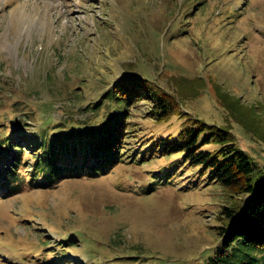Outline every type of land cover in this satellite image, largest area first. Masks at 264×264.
Listing matches in <instances>:
<instances>
[{
  "label": "rangeland",
  "instance_id": "1",
  "mask_svg": "<svg viewBox=\"0 0 264 264\" xmlns=\"http://www.w3.org/2000/svg\"><path fill=\"white\" fill-rule=\"evenodd\" d=\"M122 78L172 111L156 119L147 96L131 104L124 152L98 174L70 155L72 168L35 178L30 147L6 186L0 144V264H264V246L218 252L220 209L246 195L156 142L207 123L264 175V0H0V136L24 145L41 122L86 133Z\"/></svg>",
  "mask_w": 264,
  "mask_h": 264
},
{
  "label": "trees",
  "instance_id": "2",
  "mask_svg": "<svg viewBox=\"0 0 264 264\" xmlns=\"http://www.w3.org/2000/svg\"><path fill=\"white\" fill-rule=\"evenodd\" d=\"M110 86L112 87L109 90L100 95L101 101L96 100L95 102L96 106L100 107L108 100L110 104L108 112L105 116L96 118L97 121L90 124L92 127L86 133H82L83 129L80 126L76 127L75 133L72 131L51 133L47 129L60 126V124L48 125L41 122L37 127L39 136L36 133L30 135L26 138L27 143L24 145L14 143L8 133H3L0 136L1 151L8 152L11 157L10 164L4 167V178H2L4 184L7 186L9 179H18L20 176L17 173L20 169L18 164L22 163L21 154L30 147L34 157L26 161V164L32 163V176L35 178L36 174H41L42 177L48 179L56 178L62 172L61 167L69 162L71 163L69 168H72L74 162L69 160L70 155L80 159L78 170L85 169L91 162L93 166L84 173L98 174L94 170L96 166L103 169L104 165H101L103 161L108 158L114 162L119 161L120 154L124 152V137L128 136L125 129L130 124L127 121V115L131 104L147 96L153 108L152 116H149L156 119L166 118L172 111L169 99L160 96L154 88H149L146 82L140 79L124 80L122 78V80H115ZM193 124H185L181 129L179 128L178 134L172 139H157L156 142L166 141L159 152L183 150L185 156L189 155L192 164L201 163L203 168L210 167L211 178L246 195L242 204L223 206L220 209L227 223L218 229L221 241L218 252L219 250L228 251L232 245L237 243L264 246V175H255L254 163L248 153L232 143L229 145L230 139L227 131L220 128L214 132L207 123L198 124V126ZM68 136H74L75 140L68 142ZM210 139L222 145L217 153L212 154L208 149L200 147L203 143H208ZM69 148L71 150H68ZM62 159L65 161L60 162Z\"/></svg>",
  "mask_w": 264,
  "mask_h": 264
}]
</instances>
